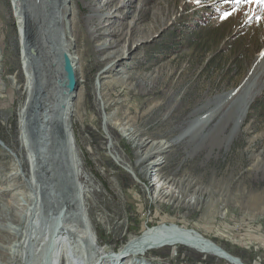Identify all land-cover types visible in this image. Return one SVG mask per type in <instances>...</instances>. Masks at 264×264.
I'll use <instances>...</instances> for the list:
<instances>
[{"label":"rangeland","instance_id":"1","mask_svg":"<svg viewBox=\"0 0 264 264\" xmlns=\"http://www.w3.org/2000/svg\"><path fill=\"white\" fill-rule=\"evenodd\" d=\"M68 1L73 32L66 35L67 56L76 59L77 68L73 103L81 102L74 134L84 163L80 174L87 190H82L93 201L91 214L106 255L121 256L132 237L167 222L200 232L245 264H264V74L250 97L246 123L229 147L228 129L218 126L226 109L205 131L217 135L196 157H190L189 143L176 142L199 108L216 97L241 93L264 51V7L234 0ZM46 3L45 22L52 12ZM39 5L36 13L41 12ZM95 8L101 22L90 20ZM225 13L232 15L223 19ZM13 17L12 1L0 0V140L11 151L0 146V221L10 224L4 219L17 213L22 229L32 199L25 185L29 162L19 128L27 73ZM108 42H115V50L124 55L104 62L112 50L101 53L98 47ZM112 67L116 71L110 74ZM43 72L44 85L53 86L52 79L59 77L55 59L47 58ZM131 131L169 147L153 150L144 167L140 162L145 149L130 141ZM15 153H24L21 167ZM155 160L166 163L161 171L151 168ZM158 176L165 181L185 178L193 186L181 194L166 190L161 197ZM172 191L176 194L171 200L166 195ZM203 259L229 264L182 245L150 251L137 262L197 264Z\"/></svg>","mask_w":264,"mask_h":264},{"label":"bare ground","instance_id":"2","mask_svg":"<svg viewBox=\"0 0 264 264\" xmlns=\"http://www.w3.org/2000/svg\"><path fill=\"white\" fill-rule=\"evenodd\" d=\"M10 1H12L13 18L16 20L21 39V61L24 72L27 73L24 86L26 98L20 110L19 128L22 149L26 153L27 162H29V177L25 185L26 189H30L32 199L28 202L27 223L22 229L18 226L21 225L22 216L17 213L4 219V222L8 221L10 224L1 225L0 221V264H24L25 262L28 264H104L108 261H112L109 262L112 264H141L142 262H137L139 257L146 256L150 251L178 245L186 246L203 254L216 256L229 264H234L220 251L222 249L229 253L221 245L198 231L179 227L177 224H167V222L145 229L142 234L132 237L123 247L121 256L113 258L106 255V251L99 244V233L91 214L93 201L85 197L82 190L86 189L83 187L84 183H81L80 174L84 163H82L79 155L80 148L78 150L77 146L79 145H76L74 134V125L80 116L81 102L75 101L73 103V97L76 96V59L73 56H67L70 48L66 43V35L73 32L72 20L67 18V12L71 10L69 9V1L48 0L47 3L45 0ZM45 3L52 10L49 14L45 13L49 16L47 22L43 18L46 15L42 13L45 11L43 9ZM37 4H40V13L35 12ZM93 12L90 20L96 19L101 22L103 16L98 12V8H95ZM34 26H36L37 32L31 37L30 43L26 42V32L28 36L29 29ZM90 31L95 33L92 31V27ZM117 47L115 42L99 45L98 52L104 53L106 49L112 50L108 53V57L103 60L104 62H109L117 58L118 55H124V52L115 50ZM60 55L67 58V63L60 65ZM42 58H46V61L43 60L44 65L41 61ZM47 58L50 62L55 59L59 72V77L56 80L52 79L53 86L51 87L45 86L47 81L43 77ZM113 69V67L112 69L109 68L107 72L111 71L110 74H112L116 71ZM263 74L264 51L257 57L249 80L241 88L242 91L240 94L238 93L239 96L236 95L235 98L236 92L234 91L230 93L229 97H216L213 101L199 108L196 119L189 121L187 128L175 141L177 143H189V147H187L189 155L196 157L204 149L207 140L217 135L216 131L212 130L213 133H205V131L223 112V109H226L224 115L221 114L223 117L218 126H221V130L228 129L226 144L229 147L241 132L249 111L250 97L254 93L257 79ZM105 77L108 76L105 75ZM120 79L123 81L124 77ZM107 122L114 125L112 119H108ZM128 136L130 141H136L138 147L145 149V157L140 162L144 167L148 165L147 161L153 154V150L160 152L169 147L164 141L142 140L140 135L132 131L128 133ZM21 155L15 153V158H17L20 167L23 164ZM156 161H151L153 163L151 168L156 167L157 170L161 171L165 167V162ZM23 172L25 171L22 169ZM178 173L176 172V174ZM23 175L26 177L27 174L23 173ZM136 176L139 178L138 175ZM156 178L155 185L161 184L158 192L161 197L166 190H180L181 194L186 193L188 188L193 186V182H188L185 178V181L178 180L176 177L166 181L162 180L160 176ZM174 191L166 195L167 198L174 199V194H176ZM24 194L26 195V193ZM30 255L32 256L31 260H29ZM238 258L236 257V259ZM240 260L241 264H245L242 259ZM236 261L238 262V260Z\"/></svg>","mask_w":264,"mask_h":264},{"label":"water","instance_id":"3","mask_svg":"<svg viewBox=\"0 0 264 264\" xmlns=\"http://www.w3.org/2000/svg\"><path fill=\"white\" fill-rule=\"evenodd\" d=\"M35 13V12H34ZM36 14V13H35ZM34 22H36L35 20H34ZM35 32H37V30H36V26H34L32 29H29V31H28V36H27V32H26V36H25V41L26 42H29L30 43V40H31V37L34 35V33ZM30 34V35H29ZM32 44V43H31ZM66 57H64L63 55H60V58H59V62H60V65H63L64 63H67V61H66ZM65 74H67V72H65ZM64 90V89H63ZM62 94H64V93H62ZM0 146L1 147H3L5 150H7L8 152H11L8 148H6L5 146H4V144H3V142H1V140H0ZM15 155V154H14ZM220 251L222 252V253H224L227 257H228V260L231 262V263H234V264H241V260L238 258V259H236V257H234L233 255H231L230 253H226L225 251H223L222 249H220ZM236 260H238V262L236 261Z\"/></svg>","mask_w":264,"mask_h":264},{"label":"snow or ice","instance_id":"4","mask_svg":"<svg viewBox=\"0 0 264 264\" xmlns=\"http://www.w3.org/2000/svg\"><path fill=\"white\" fill-rule=\"evenodd\" d=\"M196 3H199L200 0H195ZM234 2L239 5V4H243V3H255L260 5L261 7H264V0H234ZM232 15V13H225L224 16L222 17L223 19H227L228 17H230Z\"/></svg>","mask_w":264,"mask_h":264},{"label":"trees","instance_id":"5","mask_svg":"<svg viewBox=\"0 0 264 264\" xmlns=\"http://www.w3.org/2000/svg\"><path fill=\"white\" fill-rule=\"evenodd\" d=\"M193 20H194V21H197L198 24H201V18L195 16ZM184 249H185V248H184ZM205 261H206V260L203 259V260L201 261V263H197V264H208V263H206Z\"/></svg>","mask_w":264,"mask_h":264}]
</instances>
